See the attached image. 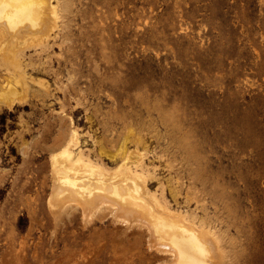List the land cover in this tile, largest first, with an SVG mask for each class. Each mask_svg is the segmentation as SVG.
<instances>
[{"label":"rangeland","instance_id":"obj_1","mask_svg":"<svg viewBox=\"0 0 264 264\" xmlns=\"http://www.w3.org/2000/svg\"><path fill=\"white\" fill-rule=\"evenodd\" d=\"M68 1L58 38L21 60L24 99L0 109V264H156L145 227L50 211L49 157L72 126L108 167L139 139L149 190L227 219L237 264H264V0Z\"/></svg>","mask_w":264,"mask_h":264},{"label":"bare ground","instance_id":"obj_2","mask_svg":"<svg viewBox=\"0 0 264 264\" xmlns=\"http://www.w3.org/2000/svg\"><path fill=\"white\" fill-rule=\"evenodd\" d=\"M70 9L68 0H0V67L12 68L18 75L14 83L10 77L0 83V109H10L24 99L27 82L21 60L30 48L41 53L52 45ZM235 99L221 106V113L231 119L240 116ZM134 143L132 149L123 145L115 165L108 167L100 155L92 158L78 148L77 128L70 127L49 157L50 211L56 215L68 206H78L85 219H92L109 210L115 221L145 227L149 245L159 254L156 264H237V241L229 235L230 222L223 217L204 221L192 212L172 210L162 191L156 194L147 187L153 175L144 161L147 148L138 147L139 139Z\"/></svg>","mask_w":264,"mask_h":264}]
</instances>
